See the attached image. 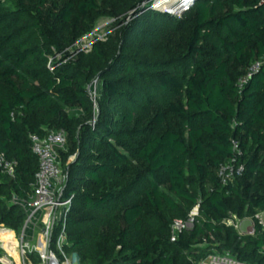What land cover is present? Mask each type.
Instances as JSON below:
<instances>
[{"label":"trees","instance_id":"obj_1","mask_svg":"<svg viewBox=\"0 0 264 264\" xmlns=\"http://www.w3.org/2000/svg\"><path fill=\"white\" fill-rule=\"evenodd\" d=\"M147 1L0 0V154L16 163L15 177L0 172V225L23 229L13 200L33 195L31 135L59 130L67 251L81 264L216 252L264 264V0H196L181 17ZM101 17L112 33L77 48ZM230 164L244 171L224 184ZM197 204L198 223L173 242ZM231 214L253 218L255 234L223 224Z\"/></svg>","mask_w":264,"mask_h":264},{"label":"built area","instance_id":"obj_2","mask_svg":"<svg viewBox=\"0 0 264 264\" xmlns=\"http://www.w3.org/2000/svg\"><path fill=\"white\" fill-rule=\"evenodd\" d=\"M196 0H150L144 3L159 11H167L175 7L181 13L189 10ZM52 61V60H51ZM51 66V62L49 64ZM98 81H94L90 86V93L95 100L97 95L93 93L92 86L96 87ZM32 149L39 160V170L36 175V183L32 198L30 200L14 197V203L24 210L26 214L25 222L21 233L0 225V233L13 234L17 241L15 252L19 256V261L15 255L8 250L5 242L0 238V248L4 253L0 257L2 264L14 263H35L39 264H81L76 253L68 252V233L66 231V220L71 209L72 200L64 197V187L67 180L65 171L62 169L58 150H66L67 135L64 131L50 130L46 136L37 134L31 135ZM234 161V160H233ZM6 172L11 177L16 176V163L7 159L4 154H0V172ZM243 167L238 169L234 165L222 166L219 172L224 184L232 182L237 175L242 174ZM201 217V207L197 204L189 213L186 219H176L172 225L171 240L177 241L179 236L185 231L194 229ZM248 220L249 224L243 228V221ZM241 220L237 215L231 214L223 221V224L233 227L241 236L254 235L256 223L253 218ZM256 220L264 227L261 213L256 215ZM60 253L61 258L55 252ZM193 264H245L237 260L229 252L212 253L205 259L195 261Z\"/></svg>","mask_w":264,"mask_h":264},{"label":"rangeland","instance_id":"obj_3","mask_svg":"<svg viewBox=\"0 0 264 264\" xmlns=\"http://www.w3.org/2000/svg\"><path fill=\"white\" fill-rule=\"evenodd\" d=\"M192 7H193V5L190 6L189 10ZM143 10L144 9H142L140 11V13H138V14L132 13L131 16L128 19V22L133 20V18L141 15L143 13ZM166 12H169V13H171L172 15H174L176 17H181L183 15V13H184V12L179 13L176 10L175 7L168 9ZM114 24H115V20L114 19L107 18V17H101L97 21L95 31L92 34H90V35L84 37L83 39H81L76 44V47L80 48V49L89 50L95 41L106 39L108 37V35L110 33H112V31L114 30V27H113ZM91 90H92L93 93L98 94L99 93V84L96 87L92 86ZM261 218H262V221H263V224H264V212L261 213ZM248 224H249L248 220L243 221V228H246L248 226ZM20 233L21 232H19V233L17 232L18 236H19ZM3 237H4V235L1 234L0 238H3ZM12 237L14 238L13 234H12ZM55 252L61 258L60 253L57 250H55ZM14 264H35V263H14Z\"/></svg>","mask_w":264,"mask_h":264},{"label":"bare ground","instance_id":"obj_4","mask_svg":"<svg viewBox=\"0 0 264 264\" xmlns=\"http://www.w3.org/2000/svg\"><path fill=\"white\" fill-rule=\"evenodd\" d=\"M4 235L3 238H1L6 246L8 247V250L11 251L14 255L17 261H19V256L18 254L15 252V249L17 247V241L12 237L11 234L8 233H0V235Z\"/></svg>","mask_w":264,"mask_h":264}]
</instances>
